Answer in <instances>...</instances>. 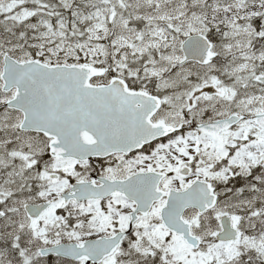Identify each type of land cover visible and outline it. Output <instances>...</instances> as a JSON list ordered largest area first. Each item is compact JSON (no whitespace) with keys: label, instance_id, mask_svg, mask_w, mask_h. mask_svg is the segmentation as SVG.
I'll return each mask as SVG.
<instances>
[{"label":"snow or ice","instance_id":"1","mask_svg":"<svg viewBox=\"0 0 264 264\" xmlns=\"http://www.w3.org/2000/svg\"><path fill=\"white\" fill-rule=\"evenodd\" d=\"M0 264H264V0H0Z\"/></svg>","mask_w":264,"mask_h":264}]
</instances>
